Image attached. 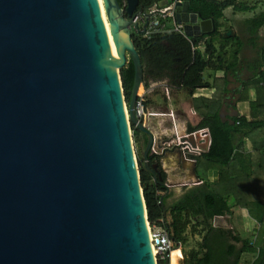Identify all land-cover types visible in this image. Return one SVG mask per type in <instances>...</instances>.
<instances>
[{
  "label": "water",
  "instance_id": "water-1",
  "mask_svg": "<svg viewBox=\"0 0 264 264\" xmlns=\"http://www.w3.org/2000/svg\"><path fill=\"white\" fill-rule=\"evenodd\" d=\"M189 1L174 3L177 23L188 38L210 32ZM102 2L115 50L100 0H0V264H157L119 73L128 56V114L157 181L155 137L135 115L141 8Z\"/></svg>",
  "mask_w": 264,
  "mask_h": 264
},
{
  "label": "trees",
  "instance_id": "trees-1",
  "mask_svg": "<svg viewBox=\"0 0 264 264\" xmlns=\"http://www.w3.org/2000/svg\"><path fill=\"white\" fill-rule=\"evenodd\" d=\"M161 1L139 0V8L147 15L171 9V5L159 7ZM227 7L239 11L248 10V7L238 4L236 0H190V12L198 14L202 20H211L210 32L192 38L173 32L155 34L149 38L133 33L132 40L143 66L144 84L150 88L152 83L167 81L169 87L184 91L190 98L196 90L208 87L209 84L203 80V73L217 67L216 64L221 60L218 57L212 61L216 52L213 42L218 36L219 19ZM202 42L203 51L198 49ZM236 53L237 49L233 50L234 55L227 66L228 70L237 64ZM263 62L264 57L258 66L260 69ZM119 73L125 102L129 106L134 66L128 56L124 63H119ZM252 88L256 89L257 99L250 107L258 113V117L264 116V73L261 70L242 84L240 102L248 100V92ZM224 92H219L213 99L192 98L190 102L186 100L183 106L191 115L188 133L204 130L207 132V151L194 153L190 157L197 161V167L203 172L217 171V183L204 181L201 186L185 193L167 209L164 197L167 194L166 174L159 169L160 179L155 181L145 167L144 155L137 156L148 222L151 225H164L170 238L178 246L175 256L183 253L182 264H240L245 253L257 254L252 264H264V245H260L264 243V160L259 161L262 166L258 170L251 169V165H256L258 161H243L239 162V168L235 166L239 157L237 151L243 140L249 139L251 134L258 131L264 134V119H248L237 115L223 121L220 111ZM131 130L133 136L142 134L133 124ZM146 143L147 140H144V146ZM260 151L264 154V138L259 143L254 142V152ZM156 159L157 155L150 151L148 164H156ZM236 207L248 210L249 215L259 224L255 244L243 239L236 229L229 230L213 225L216 217L232 215L233 208ZM160 220H164V224ZM188 235L198 236L200 241L196 248L186 254L184 249ZM175 256L173 264H176Z\"/></svg>",
  "mask_w": 264,
  "mask_h": 264
},
{
  "label": "crops",
  "instance_id": "crops-1",
  "mask_svg": "<svg viewBox=\"0 0 264 264\" xmlns=\"http://www.w3.org/2000/svg\"><path fill=\"white\" fill-rule=\"evenodd\" d=\"M236 2L248 7V10L239 11L233 7H227L223 11V16L219 19L220 28L218 30V36H216L213 42L216 52H214L212 57V61L218 57L221 60L216 64L217 67L208 69L203 73V80L209 86L196 90L191 98L182 90L176 91L178 93L183 92L185 100L188 102L192 98L213 99L217 97L219 92L225 91L222 98V109L220 111V116L223 121L237 115L244 116L248 119L257 118L263 120L264 116L258 117V113L250 107V104L257 99L255 88L249 90L247 101L240 102L239 97L242 84L256 75L258 70H261L258 66L264 57V0H236ZM229 31L232 34L226 36V33ZM206 40L209 39L206 38ZM198 49L201 51L204 50L203 42L198 46ZM236 49L237 64L233 69L228 70L227 66L234 55L233 50ZM262 103H264V98L262 99ZM174 106H176L175 103ZM189 117L191 118V115L183 107L175 113L173 110V130L179 129L177 127V120L181 118L184 120L185 126L183 128L187 130L188 123L190 122ZM159 123L161 124V122ZM158 128L160 130L162 129L159 126ZM199 133L203 136L202 138L199 134L185 138L187 140L184 150H181L179 147L172 149V153L166 152L161 158L162 166L160 170H163L167 178V194L164 196L165 207L167 209L174 205L185 193L201 186L204 181L211 184L218 182L219 176L217 171L208 170L207 172H203L197 167V161L190 157L194 153L205 152L206 147H208L206 130ZM175 134L176 132L174 133L173 131V135ZM263 138L264 134L258 131L256 134H251L249 139L243 140L242 145L237 151L239 155L235 162L237 168H239V162H247L249 160L252 163L258 161L256 165H251V169L258 170L262 166L259 161L264 160L262 158L264 154L261 151L254 152V142L259 143ZM197 139H200V141ZM262 168H264V165ZM213 225L229 230L236 229L241 235L250 232V230H254L253 233L257 235L259 230V224L249 215L248 210L238 207L233 208L232 215L216 217L213 220ZM250 225L251 229L248 228ZM242 238L247 239L245 237ZM177 247L175 244L176 249L174 252L178 251ZM239 247H241V244ZM179 254L175 256L176 264H182L183 253ZM246 255H253L254 258L248 259ZM256 256V253H245L241 258L240 264H252Z\"/></svg>",
  "mask_w": 264,
  "mask_h": 264
},
{
  "label": "rangeland",
  "instance_id": "rangeland-1",
  "mask_svg": "<svg viewBox=\"0 0 264 264\" xmlns=\"http://www.w3.org/2000/svg\"><path fill=\"white\" fill-rule=\"evenodd\" d=\"M114 48H116L115 44H114ZM121 59L122 58H118V63L121 61ZM151 86L152 87L149 88L143 82L140 87V91L147 92L146 93L147 100L145 103L147 106V114H146L145 119L142 120L141 122L151 131V133L155 137V144L151 151L157 155L156 164L159 165V169H160L162 166L161 164L162 156L166 152L172 153L173 151H169V150L175 149V144H173V131L177 132L178 137H181V135H183L179 139L180 141L179 148L185 145L186 140H187L185 139L186 137L195 136L197 134H199L201 138L203 136L199 133L201 131L193 133V134H189L188 131L183 128L185 125H184V120L182 118L179 120L176 119L177 127L179 129L173 130V110H174V113L179 111V109H181V107H183L186 103L183 92L178 93L175 89L169 87L167 84V81L166 83L165 82L153 83ZM174 103L176 104V106L173 107ZM125 107H126L127 119L129 121V129H130L131 141H132V146H133V152L135 155V160L137 162V156L140 155L142 157L144 155V151L146 148V146H144V140H146V136L143 134H140L139 136H133V132L131 130V121H130L129 114H128V106L126 103H125ZM176 116H177V113H176ZM159 122H161L162 125ZM157 125L161 127L162 129L160 130ZM197 140L200 141V139H197ZM165 141H167V143H165ZM248 228L251 229V225L248 226ZM253 231L254 230H250V232H246L240 235L241 237H245L249 241H251V243L255 244L256 235L253 233ZM198 243H199L198 237H194V236L192 237L188 235V240H187V243L184 249L185 253L187 254L188 251H190L193 248H196ZM260 245H264V243H261ZM251 254H255V253H251ZM246 257H248V259L254 258L253 255H246Z\"/></svg>",
  "mask_w": 264,
  "mask_h": 264
},
{
  "label": "built area",
  "instance_id": "built-area-1",
  "mask_svg": "<svg viewBox=\"0 0 264 264\" xmlns=\"http://www.w3.org/2000/svg\"><path fill=\"white\" fill-rule=\"evenodd\" d=\"M121 7H126V0H121ZM175 0L170 3L171 9L164 12H155L153 14L147 15L141 9L136 12L132 24L134 26L133 33L141 34L143 38H149L151 35L155 34H166V33H178L186 36L184 31V24H178L176 21V10L174 9ZM187 37V36H186ZM261 71L264 73V62L261 67ZM161 83V82H160ZM153 84V83H152ZM151 84V85H152ZM155 85V84H154ZM152 87V86H151ZM146 91H140L138 94V99L135 104V115L138 120L142 121L145 119L147 114V106H146ZM175 133V131H174ZM181 137L177 136V132L173 135V144H175V148L180 147L179 139ZM171 146V145H169ZM185 145L181 146V150H184ZM198 153V152H197ZM160 223L164 224V220H160ZM148 234L150 239L151 249L155 256L156 262H166L171 264V259L173 252L175 250V243L169 236V232L164 227V225L156 224L151 225L147 222Z\"/></svg>",
  "mask_w": 264,
  "mask_h": 264
},
{
  "label": "bare ground",
  "instance_id": "bare-ground-1",
  "mask_svg": "<svg viewBox=\"0 0 264 264\" xmlns=\"http://www.w3.org/2000/svg\"><path fill=\"white\" fill-rule=\"evenodd\" d=\"M100 6H101V10H102V15H103L105 27H106L108 43H109V45L111 46V48L113 50L118 49V45L111 39V36H110V24H109V22L107 20L102 0H100ZM121 35L123 36V34H121ZM114 44H115L116 48H114ZM174 256H175V253H173V255H172L171 264H173Z\"/></svg>",
  "mask_w": 264,
  "mask_h": 264
},
{
  "label": "flooded vegetation",
  "instance_id": "flooded-vegetation-1",
  "mask_svg": "<svg viewBox=\"0 0 264 264\" xmlns=\"http://www.w3.org/2000/svg\"><path fill=\"white\" fill-rule=\"evenodd\" d=\"M165 143H167V141H165ZM170 151H172V149Z\"/></svg>",
  "mask_w": 264,
  "mask_h": 264
}]
</instances>
